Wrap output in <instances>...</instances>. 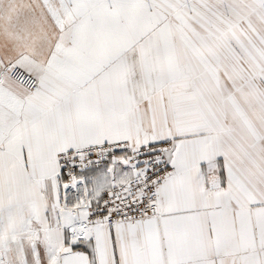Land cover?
<instances>
[{
	"label": "snow or ice",
	"instance_id": "1",
	"mask_svg": "<svg viewBox=\"0 0 264 264\" xmlns=\"http://www.w3.org/2000/svg\"><path fill=\"white\" fill-rule=\"evenodd\" d=\"M0 264H264V0H0Z\"/></svg>",
	"mask_w": 264,
	"mask_h": 264
}]
</instances>
